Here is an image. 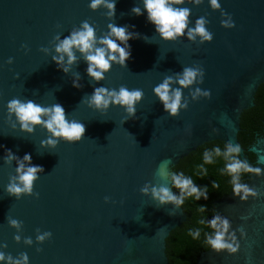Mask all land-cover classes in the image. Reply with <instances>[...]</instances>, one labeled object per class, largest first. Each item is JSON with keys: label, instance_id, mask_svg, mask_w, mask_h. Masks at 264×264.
Segmentation results:
<instances>
[{"label": "water", "instance_id": "obj_1", "mask_svg": "<svg viewBox=\"0 0 264 264\" xmlns=\"http://www.w3.org/2000/svg\"><path fill=\"white\" fill-rule=\"evenodd\" d=\"M170 2L190 9L189 28L203 17L211 41L201 43L199 34L189 39L188 29L174 39H162L146 14L131 12L134 5L143 9V0H116L114 17L103 5L88 7L89 0H0V243L7 245L0 251L14 257L25 252L29 264H168L165 239L186 213L181 206L160 204L150 190L142 194L139 188L145 182L149 189L169 185L157 175L158 166L168 161L172 172L180 158L204 142L238 143L241 113L254 105L255 92L264 82V0H219V8L210 0ZM85 20L98 37L108 34L110 22L139 34L128 41L131 55L125 66L113 62L100 81L87 75L86 61L75 49L77 59L65 65L67 73L51 60L56 37L62 39ZM232 20L234 26L229 27ZM41 46L49 51H41ZM8 57L13 58L11 64L5 63ZM186 66L202 67L203 80L197 75L192 85L182 88L187 107L169 116L153 88L166 77L172 78L171 88L181 87L176 80ZM74 79L80 88L73 87ZM100 85L141 89L135 116L124 120L127 114L119 105L101 113L89 107L86 98L81 101ZM196 88L209 90L210 96L194 99ZM13 97L44 106L61 104L67 119L84 124L83 137L40 147L49 134L41 125L32 133L19 130L5 108ZM5 149L21 157L29 153L32 164L43 167L33 183L38 196L21 194L17 199L5 191L16 175V161L3 160ZM246 150L264 170V133ZM239 156L249 162L242 146ZM248 174L244 183L261 195L240 201L230 192L215 200L216 213L231 221L229 231L244 227L240 249L229 255L208 248L200 252L197 264H264V174ZM6 217L22 221L19 229ZM37 230L50 231L51 236L38 242ZM14 234L20 235L19 242ZM25 237L32 238L31 245L24 243Z\"/></svg>", "mask_w": 264, "mask_h": 264}, {"label": "clouds", "instance_id": "obj_2", "mask_svg": "<svg viewBox=\"0 0 264 264\" xmlns=\"http://www.w3.org/2000/svg\"><path fill=\"white\" fill-rule=\"evenodd\" d=\"M182 0H176V3H181ZM116 0H89L88 7L95 10L103 5L107 10V15L114 17ZM210 4L214 8H219V0H210ZM131 12L137 16L146 14V20L154 25L155 32L159 33L162 39L170 40L185 34V29H188L187 35L189 39H195L194 34H199L202 37L201 43L204 41H211L212 33L205 28L204 18L198 17L194 28H189L188 17L190 9L174 7L170 0H143V9L134 5ZM229 27L234 26L232 20ZM131 27H135L134 25ZM108 34L104 36H97L96 30L88 21H81V27L77 30L69 31L62 39L57 36L59 40L54 46V53L51 60L55 62L57 68L64 73L69 71V67L76 61L77 56L74 49L83 55L87 67L85 69L87 75L93 81H100L105 78V73L110 70L112 63H119L122 67L125 66L126 60L131 55V46L129 39L137 37L139 34L129 31L127 26H118L115 23L107 25ZM147 41L149 38L144 37ZM99 45V46H98ZM25 52L28 51L27 45L22 44ZM43 52H48L47 48L41 46ZM65 56L67 59L65 60ZM12 57H8L5 63L11 64ZM78 75V74H77ZM197 75L200 76L201 81L204 76V69H199L186 66L178 74V83L181 87L171 88V77H166L158 85L153 88L154 94L158 97L163 106L164 112L169 116L178 114L181 108L187 107V101L182 103V88L192 85ZM73 87L80 88L81 84L78 79L72 81ZM198 94H203L206 97L210 96V91L205 90L201 93V89L196 88L192 93L195 99ZM143 91L139 88L129 89L121 85L118 89H109L103 85L93 87L90 94L82 97L81 101L87 99L89 107L95 108L101 113H104L110 105H119L127 114L124 120L134 117L136 113L135 105L142 99ZM6 112L10 116H14L19 130L27 133L34 131V126L41 125L49 134L40 141V147L54 148L60 140L72 143L78 142L83 137L85 126L78 120H69L66 118L65 109L59 103L51 105H41L31 99L21 100L18 97H13L5 104ZM123 120V121H124ZM16 127V125H13ZM215 131V130H214ZM2 147V146H0ZM241 145L239 143L225 142V148L222 150L219 146L213 147L211 150H204L203 164L198 167L206 174L204 164H212L214 157L222 156L224 158V165L221 169L223 174L230 177V184L232 186L231 192L234 196L239 197L240 201H247L249 197L257 198L262 193L257 190L255 186L250 187L248 184L242 182L244 173H254L257 176L264 174V170L260 167L250 164L247 160L241 159L239 153ZM5 163L13 160L16 161L15 173L16 175L9 178V183L5 185V191L17 199L21 194L38 196V193L33 192V183L38 178V173L43 172L41 165L32 164L31 155L25 153L22 157L17 156L11 149H5L3 155ZM168 161L162 162L157 168V175L161 178H167L169 185L161 184L159 186L152 185L151 189L147 182L139 188V192L146 194L151 191L153 199L160 204L172 203L177 207L184 205L186 198H192L196 201L201 198L208 199L207 185H197L193 178L186 175L183 171L169 172L167 168ZM213 186L217 185L213 182ZM178 189L173 192L171 189ZM109 197L105 196V202L109 201ZM206 205L201 204L199 211L203 212ZM247 216H242L241 219L246 220ZM8 224L19 229L22 221L17 219H8ZM200 225H204L211 229V232L205 233V243L211 250L216 253L225 252L229 255L237 253L240 249V240L246 235L245 229L242 225L235 229L231 228V221L226 217H221L219 213L211 216L209 219L201 218ZM36 235L35 239L38 242H43L45 238L51 236L50 231H45ZM239 233V239L236 233ZM201 234V229H189V235L194 239ZM13 239L19 242L21 237L19 234H14ZM31 237H25L24 243L31 245ZM6 243H0V248H6ZM38 251L40 249H37ZM0 264H29V257L27 253L21 252L18 256H12L10 253L0 251Z\"/></svg>", "mask_w": 264, "mask_h": 264}, {"label": "trees", "instance_id": "obj_3", "mask_svg": "<svg viewBox=\"0 0 264 264\" xmlns=\"http://www.w3.org/2000/svg\"><path fill=\"white\" fill-rule=\"evenodd\" d=\"M254 105L244 109L240 116V129L237 132L238 143L244 147L249 163L254 165V154L247 151L256 139L257 135L264 132V82L261 83L254 95ZM219 146L222 150L225 143L220 140H212L198 145L194 150L183 156L172 167V171H183L186 175L193 178L197 185H207L208 199L201 198L196 201L192 198H186L184 205L181 206L186 213V219L178 226L170 230L165 239V252L168 264H197L200 252L205 251L209 246L205 243V233L211 232L210 228L199 224L201 218L209 219L215 214V200L231 192L232 186L229 182L230 177L223 174L221 169L224 165V158L214 157L212 164H204L206 174L198 167L203 164V152L213 147ZM249 177L248 173L242 176L244 183ZM213 182L217 185L213 186ZM173 192L178 193V189L172 188ZM203 204L206 208L200 212L199 206ZM201 229L198 238L189 235V229Z\"/></svg>", "mask_w": 264, "mask_h": 264}, {"label": "flooded vegetation", "instance_id": "obj_4", "mask_svg": "<svg viewBox=\"0 0 264 264\" xmlns=\"http://www.w3.org/2000/svg\"><path fill=\"white\" fill-rule=\"evenodd\" d=\"M263 133H264V132H263ZM263 133H262L261 135H263ZM261 135H257L256 137L261 136Z\"/></svg>", "mask_w": 264, "mask_h": 264}]
</instances>
